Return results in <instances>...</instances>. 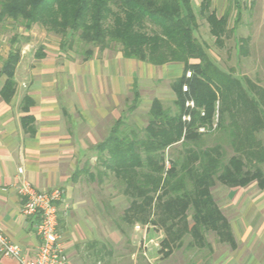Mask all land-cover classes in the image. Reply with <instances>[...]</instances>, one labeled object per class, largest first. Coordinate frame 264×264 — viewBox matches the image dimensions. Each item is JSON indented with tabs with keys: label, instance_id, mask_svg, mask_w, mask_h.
Returning <instances> with one entry per match:
<instances>
[{
	"label": "trees",
	"instance_id": "16d2710c",
	"mask_svg": "<svg viewBox=\"0 0 264 264\" xmlns=\"http://www.w3.org/2000/svg\"><path fill=\"white\" fill-rule=\"evenodd\" d=\"M211 5V0H202L196 13L191 0H0V24L10 20L25 30L38 25L61 37V47L77 39L103 52L115 44L125 59L157 67L182 65V74L171 85L176 112L154 99L142 131L117 120L106 140L90 148L104 171H86L92 182L114 177L129 200L121 222L129 228L160 229V253L178 249L184 237L190 238L189 246L208 247V232L233 246L230 226L212 197L215 183L228 188L255 183L264 189V143L257 138L264 133V96L249 80L246 89L241 79L219 68L196 37L199 16L214 43L223 46L229 13L218 16ZM19 42L17 35L11 37L0 70V77H6L0 90L5 102L15 93ZM92 55L85 51L83 60ZM187 101L194 107H187ZM183 116L190 120L183 121ZM214 124L229 138L234 154L227 162L220 146L198 147ZM202 127L206 132H199ZM179 144L184 155L166 167L165 151ZM99 251L109 252L104 245Z\"/></svg>",
	"mask_w": 264,
	"mask_h": 264
},
{
	"label": "crops",
	"instance_id": "0c3cea01",
	"mask_svg": "<svg viewBox=\"0 0 264 264\" xmlns=\"http://www.w3.org/2000/svg\"><path fill=\"white\" fill-rule=\"evenodd\" d=\"M212 1L216 8L224 9L226 0H211V4ZM35 29H24L19 37L23 43L14 73L13 98L5 102L0 95V227L3 234L26 257H31L39 244L36 222L22 213V203L15 190L24 178L37 191L64 190L67 208L59 206L58 223L68 239L65 251L70 264H76V257L81 264H123L124 260L127 264H152L145 260L146 253L140 255L138 251H99L106 245L91 235L90 217L86 214L89 209L84 206L94 201L88 185L103 182L90 181L86 171L96 166V157L90 148L106 140L115 122L123 118L130 94L140 101L141 88L165 83L171 77L169 71L173 69L177 74L182 65L157 67L125 59L119 51L109 50L93 54L83 62H74L60 57L61 52L52 42L35 39ZM10 49L9 40L6 52L0 57V70ZM179 76L171 83L168 81L170 92ZM5 80L4 75L0 77V90ZM161 91L162 88H156L155 96L147 102L149 106L154 99L164 102ZM19 168L23 175L18 174ZM77 172L80 174L74 177ZM219 185L211 193L230 226L233 246L220 242L217 237L210 240L206 237L208 247H192L190 238L184 237L178 249L157 253L153 260L162 257L165 264H264V189L255 183L236 188ZM97 190L99 196L114 194L111 196L114 197L117 193L115 189L107 193L101 186ZM112 201L111 206L120 200ZM98 202L100 206L105 204L100 199ZM82 245L89 249V255L79 251ZM0 264L19 263L0 253Z\"/></svg>",
	"mask_w": 264,
	"mask_h": 264
},
{
	"label": "rangeland",
	"instance_id": "374dc122",
	"mask_svg": "<svg viewBox=\"0 0 264 264\" xmlns=\"http://www.w3.org/2000/svg\"><path fill=\"white\" fill-rule=\"evenodd\" d=\"M191 1L194 10L197 13L201 0ZM211 9H214L218 16L226 11L229 13L227 36L224 39L223 46L219 47L214 43V38L209 35L207 23L199 16V29L196 33V37L205 45L207 53L219 68L230 73L235 78L241 79L246 89L250 88V84L246 83L245 80H249L253 86L262 90L260 95L264 96V0H226L223 10L216 8L214 1H212ZM32 28H36L33 37L38 40L43 38L46 42L48 41L55 44L61 52L60 57L63 59H68L74 62H83L85 51L91 50L93 54L100 53L97 48L84 44L77 39H74L71 43L66 39L67 42L64 44V47H61L60 44L63 41L61 37L47 33L38 25H34ZM23 30L24 28L21 25H17L10 20L0 24V57H2L1 54L4 51L6 52L11 37L13 35L20 37ZM19 41L18 45L21 46L23 42L20 38ZM244 41L246 42L244 43ZM35 46L36 44L34 47ZM118 50V45L111 44L110 52L114 53ZM181 71L182 67L177 74L171 69L169 71L171 77L169 80L167 79L165 83L157 82L155 83L154 88H151L150 86L141 88V95L139 93L141 98L140 101L134 100L133 95L130 94L129 102L122 118L125 124L128 127L134 128L136 131H142L148 121V111L150 106L147 102L155 96L154 91L156 88H162L160 96L164 98V102L162 103L163 107L168 109L172 114L175 113L176 109L173 106V100H170V97L174 95L168 88V81L171 83L176 75L179 76L181 74ZM257 138L264 143L263 132L257 134ZM215 145L221 147L224 162H227V160L234 154L230 147L228 136L223 132L216 131L215 128L214 130L212 129L210 133L203 135L201 142L198 143V147L202 149L210 148ZM183 155L184 152L181 144L169 148L165 151V166L168 167L170 161L180 160ZM92 167L93 168H89V173L95 174L96 167L97 170L104 171L102 164L98 163V161H96V166ZM262 168L264 171V165ZM102 182V185H88L90 193L93 194L90 198L94 199V201L84 207L89 209V211H86V214L90 217V224L92 227L89 230H91V235L101 240L103 244L107 246V249H111L116 253L138 251L140 255L146 253L145 260H149L152 264H165L163 263L162 257L153 260L157 253H160L159 251L162 249L161 240L164 236L163 232L160 229L151 227V225L148 228L142 226H139L138 228H129L126 224L121 222L120 217L122 216L123 211L129 206V200L121 194L122 186L115 181L112 175L104 178ZM100 186L101 188H106L107 193L109 190L113 191L114 189L117 193L114 197H111L114 194H105V196L103 194L101 196L100 194L99 196V191L97 189ZM218 186H220L219 183H215L214 188ZM99 199L105 202V204L101 203L102 206H100L98 202ZM112 199H118L120 201H118L116 205L111 206L110 203ZM99 208H103V212L99 211ZM58 233L61 235L62 242L66 245L68 239L64 237L59 227V223ZM206 237L210 240L214 239L215 235L208 232L206 233ZM79 251L83 253L86 251L88 255L90 253L89 249L87 250L86 245H82L79 248ZM75 261L76 264H81L79 258L77 259L76 257ZM126 261L127 260H124L123 264H127ZM139 261L141 262L142 260L139 258Z\"/></svg>",
	"mask_w": 264,
	"mask_h": 264
},
{
	"label": "built area",
	"instance_id": "2783aa9c",
	"mask_svg": "<svg viewBox=\"0 0 264 264\" xmlns=\"http://www.w3.org/2000/svg\"><path fill=\"white\" fill-rule=\"evenodd\" d=\"M186 77H191V72L186 73ZM183 92L187 91V86L182 87ZM187 107L193 108L192 101H187ZM203 116V113H201ZM183 121H189V116H183ZM213 125V129L215 128ZM199 132H206L205 128H200ZM18 174L23 175V170L18 169ZM19 196L25 216L35 220V232L39 239V244L31 257H26L22 249L15 243L9 241L3 234L0 227V253L2 256L16 260L19 264H70L62 242L61 235L58 233V221L60 218L59 206L64 209V190L52 188L48 191L35 190L26 179L22 178L20 184L15 186Z\"/></svg>",
	"mask_w": 264,
	"mask_h": 264
}]
</instances>
